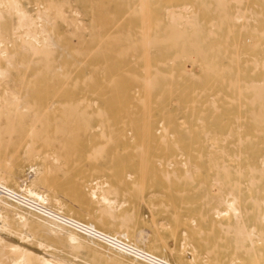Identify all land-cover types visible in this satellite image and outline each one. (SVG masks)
Here are the masks:
<instances>
[{"label":"bare ground","instance_id":"bare-ground-1","mask_svg":"<svg viewBox=\"0 0 264 264\" xmlns=\"http://www.w3.org/2000/svg\"><path fill=\"white\" fill-rule=\"evenodd\" d=\"M0 61V143H22L0 168V264L243 255L231 215L264 221V0H0ZM220 215V234L201 225Z\"/></svg>","mask_w":264,"mask_h":264},{"label":"rangeland","instance_id":"rangeland-1","mask_svg":"<svg viewBox=\"0 0 264 264\" xmlns=\"http://www.w3.org/2000/svg\"><path fill=\"white\" fill-rule=\"evenodd\" d=\"M8 46H10V45H8ZM22 54L23 53H17L16 54V56L17 57H15V58H17L16 60H19V61H21L24 57V60L26 59V55H24L23 54V56H22ZM23 60V61H24ZM0 64L1 65H4L3 63H1V61H0ZM14 73V72H13ZM15 74V73H14ZM17 138H16V140H15V138H13V142L14 143H11V144H9V145H7V144H4V143H0L1 145L3 144V147H1L0 146V161H1V169H8L9 167V164H10V166H12L13 164H15L16 162H17V159H18V157H19V154L15 151V145H18V147H20L21 145H22V143L19 141L20 140V135H17L16 136ZM21 144V145H20ZM6 145V146H5ZM6 147H7V150H6ZM6 150V151H5ZM14 155H12V154ZM17 153V154H16ZM8 155H11L13 158L10 160V159H8L10 156H8ZM2 158H3V160H2ZM8 160V162L6 163V161ZM9 163V164H8ZM8 165V166H7ZM26 175V174H25ZM29 176H30V174H29ZM28 176V177H29ZM236 184V183H235ZM251 193V192H250ZM150 195V191L149 190H146V192H145V196H146V198H145V200L143 201V200H140L139 201V211L141 212V214H142V216L145 218V219H148L149 218V216H150V211H149V209H148V206H147V203H146V200H147V198H148V196ZM251 195H254V194H248V195H246V197H247V199H253V196H251ZM240 200L241 201H244V196L242 195L241 196V198H240ZM188 201H196L195 200V198H189L188 199ZM72 202H74L75 204H77V202L76 201H72ZM146 203V205H145V203ZM7 213V214H6ZM3 217L4 218H6L9 222L7 223L8 224V226H9V224H10V226L11 227H13L14 228V226L16 227L15 229H18L17 227H20V229L22 230V231H25L26 232V234H28V233H30V234H32V233H34L35 235H36V231H34L35 230V228H33L35 225H33V227H31V229H32V231H31V229L29 228V227H27L26 229H24V228H21V222H20V218L17 216V215H14L13 213H9V212H5V211H3ZM10 219H8V218ZM228 217H230V216H224V215H220L219 217H217L216 219H211V218H207L205 221H202L201 223V225L202 226H205V227H207V228H213V227H215V230H219V234L223 231L222 229H220L219 227H222L223 225H225V221L227 220V218ZM230 219L232 220V223L229 225V227L231 228V240H233L234 238H235V235H236V227L238 226L239 228H241L242 229V231H244L245 232V237H242V236H240L241 238H243V240H244V248H243V255L241 254V253H237V261H235V262H233V264H255L254 263V261H255V259H254V257H256L255 255L260 251V250H262L263 248H264V221L261 219V215L259 214V210H257V209H254V208H242V209H240V210H238V211H236V212H234L232 215H231V217H230ZM2 220H0V222H1ZM18 221H19V223H18ZM29 222V221H28ZM29 223H32V222H29ZM33 224V223H32ZM30 226V225H29ZM244 226V227H243ZM10 227V228H11ZM18 232L20 231L19 229L17 230ZM1 232H3L4 234L6 233V232H4V231H1ZM32 232V233H31ZM2 233V234H3ZM7 234V233H6ZM6 234L4 235V237H3V243L4 244H19L20 245V242L22 243L21 245L23 246V247H26L25 249H27L29 246H31L32 244V248L31 247H29V249L30 250H34L33 252L35 253V254H38V256L39 255H46L47 253V256H49V254H50V256H52L54 253H52V252H50V250H49V252H48V250L47 249H44V248H42V247H36L37 245L35 244V241H34V239H31V242H32V240L34 241L33 243H30V241L28 242V240H29V238L27 239V240H25L26 242H27V244H26V242H24V240H22V241H20V239H18V237L15 235V234H12L11 236H12V238H9L10 236L8 235V236H6ZM51 235V236H50ZM52 235H54V236H52ZM38 236V235H37ZM44 236V235H43ZM41 236V235H39V238L42 240V239H44V238H46L45 240H43L44 241V243L45 242H47L48 244H51V245H53L52 243L54 242V245H55V243L56 244H60V241H59V239H58V236H56V234H49V236ZM14 237H15V240H14ZM48 237H49V240H48ZM57 237V238H56ZM166 237H167V240H168V242L170 243V244H178V242H179V236H177L176 238L174 237L173 238V236H171V235H169V234H167L166 233ZM17 238V239H16ZM4 239H6L7 240V242H6V240H4ZM19 240V241H18ZM12 242V243H9V242ZM48 241H52L51 243L50 242H48ZM25 244H24V243ZM46 243V244H47ZM17 244V245H18ZM24 244V245H23ZM34 244L36 245V246H34ZM20 245V246H21ZM205 246H206V244H202V245H200V248L198 249V248H196V252L197 251H199V254H204V255H206V249H205ZM34 247V248H33ZM41 248H42V250H41ZM29 249H27V250H29ZM37 249H39L38 251H36ZM45 251H44V250ZM89 249H91V248H88V250ZM43 251V253H41V251ZM47 250V251H46ZM83 250H84V253L85 254H87V255H90L92 258H96V256L99 258L101 255H102V252H100V251H98V250H96V252H95V249H93V251L91 252V251H88L87 250V248H86V246H84V248H83ZM227 250H228V247L227 246H222V244H221V246H219L218 248H217V250H216V253H215V255L217 256V262H223V260H224V258H225V256H226V254H227ZM231 251H232V254L236 251V250H233V249H230ZM90 253H88V252ZM98 251V252H97ZM38 252V253H37ZM40 252V253H39ZM101 253V254H100ZM52 254V255H51ZM93 254V255H92ZM244 255H245V257H244ZM49 256V257H50ZM54 256L55 255H53L52 257L54 258ZM102 256H104V255H102ZM192 256H194V254H192L191 253V258H192ZM66 257H72L71 255H66ZM102 258V257H101ZM190 258V259H191ZM55 259V258H54ZM102 260H103V262H104V264H105V262H106V259L105 258H102ZM118 264H122V263H118Z\"/></svg>","mask_w":264,"mask_h":264}]
</instances>
